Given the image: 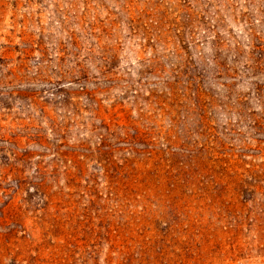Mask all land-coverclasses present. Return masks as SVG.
<instances>
[{
  "label": "rangeland",
  "instance_id": "374dc122",
  "mask_svg": "<svg viewBox=\"0 0 264 264\" xmlns=\"http://www.w3.org/2000/svg\"><path fill=\"white\" fill-rule=\"evenodd\" d=\"M0 264H264V0H0Z\"/></svg>",
  "mask_w": 264,
  "mask_h": 264
},
{
  "label": "trees",
  "instance_id": "16d2710c",
  "mask_svg": "<svg viewBox=\"0 0 264 264\" xmlns=\"http://www.w3.org/2000/svg\"><path fill=\"white\" fill-rule=\"evenodd\" d=\"M181 16H183V15H181Z\"/></svg>",
  "mask_w": 264,
  "mask_h": 264
}]
</instances>
